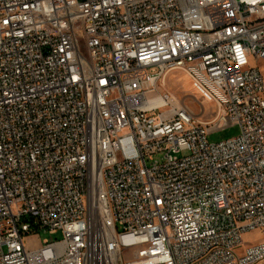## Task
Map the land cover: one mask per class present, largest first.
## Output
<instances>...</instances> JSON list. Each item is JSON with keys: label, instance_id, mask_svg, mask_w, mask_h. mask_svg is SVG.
<instances>
[{"label": "built area", "instance_id": "2783aa9c", "mask_svg": "<svg viewBox=\"0 0 264 264\" xmlns=\"http://www.w3.org/2000/svg\"><path fill=\"white\" fill-rule=\"evenodd\" d=\"M261 61L264 0H0V264L264 263Z\"/></svg>", "mask_w": 264, "mask_h": 264}, {"label": "rangeland", "instance_id": "374dc122", "mask_svg": "<svg viewBox=\"0 0 264 264\" xmlns=\"http://www.w3.org/2000/svg\"><path fill=\"white\" fill-rule=\"evenodd\" d=\"M258 66L264 74V62H258ZM159 92L169 96L172 100L182 104H187L195 113L196 117L202 121H210L215 117L216 106L215 104L201 91L198 87L191 82L190 78L180 71L169 73L164 84L159 87ZM240 133V127L237 124L231 125L224 130L212 132L209 135L210 142H220ZM55 238L62 239L59 233L51 236L48 233H40L39 236L29 238L27 244L31 248H38L43 245L45 239L54 241ZM262 239L259 231H254L246 234L244 237V247H249L258 243ZM136 254H129V260L137 258ZM264 264V263H262Z\"/></svg>", "mask_w": 264, "mask_h": 264}, {"label": "crops", "instance_id": "0c3cea01", "mask_svg": "<svg viewBox=\"0 0 264 264\" xmlns=\"http://www.w3.org/2000/svg\"><path fill=\"white\" fill-rule=\"evenodd\" d=\"M192 82V81H191Z\"/></svg>", "mask_w": 264, "mask_h": 264}]
</instances>
